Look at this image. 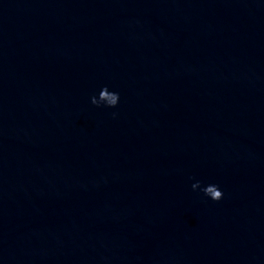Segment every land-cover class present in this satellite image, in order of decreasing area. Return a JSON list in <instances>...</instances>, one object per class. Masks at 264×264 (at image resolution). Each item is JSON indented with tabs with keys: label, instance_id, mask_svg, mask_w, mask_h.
<instances>
[{
	"label": "water",
	"instance_id": "obj_1",
	"mask_svg": "<svg viewBox=\"0 0 264 264\" xmlns=\"http://www.w3.org/2000/svg\"><path fill=\"white\" fill-rule=\"evenodd\" d=\"M0 264H264V0H0Z\"/></svg>",
	"mask_w": 264,
	"mask_h": 264
},
{
	"label": "clouds",
	"instance_id": "obj_2",
	"mask_svg": "<svg viewBox=\"0 0 264 264\" xmlns=\"http://www.w3.org/2000/svg\"><path fill=\"white\" fill-rule=\"evenodd\" d=\"M107 98H108L109 103L104 105L106 108L116 109L119 107L120 99H121L119 93L112 92V94L108 96ZM92 103L93 105L100 107V104L97 103L95 99L92 100ZM198 190H201L200 183H194L192 185V191L196 192ZM209 191L214 194L213 198L211 199L213 203H220L224 199V193L220 190L218 185H213V187L209 189Z\"/></svg>",
	"mask_w": 264,
	"mask_h": 264
}]
</instances>
